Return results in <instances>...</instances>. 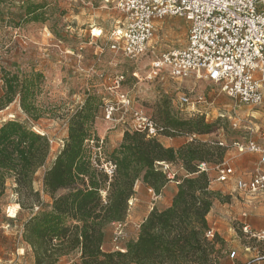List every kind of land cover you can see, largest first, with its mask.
Listing matches in <instances>:
<instances>
[{
	"label": "rangeland",
	"instance_id": "1",
	"mask_svg": "<svg viewBox=\"0 0 264 264\" xmlns=\"http://www.w3.org/2000/svg\"><path fill=\"white\" fill-rule=\"evenodd\" d=\"M262 2L264 5V0ZM117 3L118 0H3L0 4V94L4 71L20 76L39 71L45 77L39 101L48 109L46 116L34 120L16 100L0 110V125L8 120H19L45 133L51 143L48 160L35 175L34 189L40 192V204L35 203L34 208H22L17 202L18 195L9 184L0 209V264H34L31 246L21 236L22 225L32 213L50 208L52 198L44 191V172L64 146L69 131V117L82 106L89 93L114 104L118 103L120 93L128 94L131 99L127 110L121 107L114 114L113 125L116 128L108 124L112 121L105 118V108L95 122L96 132L100 123L106 127L111 125L107 135L101 139L105 145L102 158H107L114 149L113 141H117L122 129L131 130L134 110L141 109L147 116L165 125L170 117L190 118L193 113L200 115L197 110H201L208 116L206 122L213 126L210 133L197 135L199 139L208 143L223 141V160L227 158L233 167L239 154L252 153L250 168L244 169L241 178L247 179L252 173L264 169L259 153L249 150L240 152L235 145L237 141L246 143L248 139H253L264 146V100L261 105L242 104L238 99L221 92L210 81L196 77L175 78L166 70L155 75L152 69L154 59L182 47L187 41L188 23L180 16H167L155 23L154 38L147 55L131 60L122 51L112 50L110 32L122 16ZM28 5L36 7L38 21H33V15L27 14ZM119 75L125 77L119 90H109L110 83ZM183 94L190 97L193 105L181 104L180 96ZM210 96H220L221 102L210 107L206 104ZM188 138L187 142H190L191 138ZM219 162L215 157L208 162L211 188L220 194L215 200L220 199L222 204L230 206L234 205V200L244 203L245 200L236 192L224 195L217 188L225 183L217 180L216 166ZM181 167V163H175L170 170L177 172L182 179L188 175V171ZM232 178L235 181L237 179ZM248 195L253 201L254 215L262 222L264 191L250 192ZM134 197V204L127 216L131 223L125 225L123 222L121 227L119 224L109 225L106 241L112 250L107 248V244L103 250L125 249L126 241L132 239V226L138 224L150 207L158 202L156 192L142 180L136 186ZM244 212L248 218L250 212L243 211L242 215ZM238 218L232 216L228 219L233 235L226 241L220 237L216 242V247L221 249L218 264H236L242 257V254L230 257L234 249L239 253L235 242L245 249L248 245H256V241L244 237ZM120 230L123 234L117 239ZM78 257L79 253L75 252L63 256L60 261L71 264Z\"/></svg>",
	"mask_w": 264,
	"mask_h": 264
},
{
	"label": "trees",
	"instance_id": "2",
	"mask_svg": "<svg viewBox=\"0 0 264 264\" xmlns=\"http://www.w3.org/2000/svg\"><path fill=\"white\" fill-rule=\"evenodd\" d=\"M27 14L39 20L36 7L28 5ZM2 79L0 110L18 100L32 119L46 116L48 109L39 101L45 80L42 72L20 76L4 71ZM104 105L96 94L87 95L69 117L64 146L44 172V191L52 198L51 206L34 212L22 234L31 246L34 264H55L75 252L79 257L71 264H218L220 236L210 240L206 233L210 228L207 217L220 194L211 188L212 179L201 164L208 166L213 157L223 163L225 150L219 141L198 138L210 133L213 124L201 114L170 117L164 125L173 132L166 135L191 138L180 147L127 129L121 144L102 158L104 140L94 125ZM50 150L49 137L33 127L19 120L0 125V209L9 184L22 208L40 204L35 175L46 164ZM160 162L181 163L188 171L182 179L175 172L178 189L172 204L164 209L154 207L140 224L137 239L129 240L125 249L103 250L108 225L126 220L139 181L157 195L173 181ZM110 163L115 166L111 174L106 169Z\"/></svg>",
	"mask_w": 264,
	"mask_h": 264
},
{
	"label": "built area",
	"instance_id": "3",
	"mask_svg": "<svg viewBox=\"0 0 264 264\" xmlns=\"http://www.w3.org/2000/svg\"><path fill=\"white\" fill-rule=\"evenodd\" d=\"M263 0H118L122 16L110 32L111 49L122 51L131 60L145 56L154 38L155 23L167 16H180L188 23L185 45L157 56L152 64L155 75L163 70L172 77L184 79L196 77L210 81L221 92L239 100L242 104L261 105L264 100V5ZM102 33V30L100 31ZM100 35V34H99ZM100 37V36H98ZM124 75L116 76L109 90H119ZM184 105L192 103L186 94L180 96ZM128 94L120 93L117 104L105 101L104 115L113 119L121 107L129 108ZM193 105V103H192ZM133 131L146 132L148 137H171V130L164 124L147 116L143 110L133 111ZM237 126V124H235ZM264 138V129L262 131ZM102 142V141H101ZM224 145L223 141H219ZM240 152L246 150L260 153L264 163V146L256 140L235 142ZM162 168L174 181L171 164L160 162ZM115 166L106 164L111 174ZM208 170L206 163L201 164ZM217 180L228 181L233 167L225 162L218 164ZM237 188L243 192L264 191V172L256 171L250 179H240ZM135 197L129 201V208ZM38 209V207H37ZM121 227V223L119 224ZM243 234L256 241V254L246 262L237 264H261L264 262V231H257L247 223H240ZM123 232L120 230L117 239ZM215 230L209 228L206 236L212 240ZM234 249L230 257H237ZM55 264H68L59 261Z\"/></svg>",
	"mask_w": 264,
	"mask_h": 264
},
{
	"label": "crops",
	"instance_id": "4",
	"mask_svg": "<svg viewBox=\"0 0 264 264\" xmlns=\"http://www.w3.org/2000/svg\"><path fill=\"white\" fill-rule=\"evenodd\" d=\"M219 102H221V98L220 96L218 97H211L210 96V99L209 101L207 102L206 101V104L209 105L210 107H214V104H218ZM209 107V108H210ZM201 115H204L205 118H207V114L206 112H203L201 110H197ZM112 122H108V124H112L113 125V121H115L114 119L111 120ZM100 125L99 127V130H98V136L103 139L106 135H107V131L109 129V125L108 127H106V125H103V123H100L98 124V126ZM114 127L112 128H116L115 125H113ZM127 129H122L118 135V139L117 141H113V148H116L118 147L120 144H121V141H122V138H123V135H124V132L126 131ZM112 133V131H111ZM111 135H109V138H110ZM159 139L164 142V141H167L169 142V144H167L166 142H164L165 145L167 146H172V147H180L182 146L183 144H185L189 138L188 137H185V136H174V137H162ZM112 143V141H111ZM260 154V153H259ZM251 155H253L252 153H246V154H239V156H237L236 158V161L234 162V167L228 162V159L226 158L224 160V162L227 164V165H230L233 167V173L230 175V178L229 180L233 177H236V181L234 178H232L231 181H225V183L222 185V186H218L217 188L220 189L221 193L226 195V194H234V192H236L240 197H242V199L245 200L244 203H240L238 202L237 200H234V205H228V204H222V201L220 199H217L213 202V205H212V209L210 210V213L207 217V220H208V225L211 229L215 230L216 234L219 235L221 238H223L225 241L228 240V238H230L232 235H233V232H231V230L229 229V223H228V219H230V217H239L238 221L240 223L244 222V223H247L249 224L253 229L257 230V231H264V219L262 222H259V220L256 218V216L254 215V212H256L254 210V206H253V201L251 200V198L249 197V193L250 192H243V191H240L238 188H237V182L238 180L240 179H243V180H247V179H250L253 174L255 173H252L251 176L249 178H241L242 177V173H244V169L247 168L249 170V166H250V159H251ZM261 157V155H260ZM262 159V157H261ZM183 168V167H181ZM259 171H263L264 172V169L263 170H259ZM178 189V182L175 180V181H169L166 186L161 190L160 193H158V195L156 194L157 196V200L158 202L156 204H153L152 207H150L149 211L147 212V215L138 223V224H134L132 226V239H137L138 235H139V228H140V224L144 221V219L149 215L148 213L155 207L157 209H164L168 206H170L172 204V201H173V198L175 196V192L177 191ZM249 211L250 212V215L248 216L247 218V213L244 212L243 215H242V212L243 211ZM34 213H32L29 218L33 215ZM128 218V217H127ZM124 222L125 225H127L128 223L130 224L131 220L127 219ZM28 219H26L24 221V223L27 221ZM128 220V221H127ZM24 223L22 225V231H21V236L23 234V229H24ZM118 223H111L109 225H116ZM108 225V226H109ZM107 237V235H106ZM244 237L248 240L250 238H247L245 235ZM131 239V240H132ZM128 242V240L126 241ZM254 243V242H253ZM104 244H107V248L112 250V248H110V244L108 243V241L105 240V243ZM127 243H125V246H126ZM235 245L239 247V253H238V256L240 254H242V257L237 261V263H240V262H246L247 260H249L250 257L254 256L257 252L258 249H256V245H253V246H246V249L245 248H242L240 246V244H238L237 242H235ZM121 249V248H119ZM123 250V249H121ZM249 250V251H248ZM32 251V249H31ZM236 263V264H237ZM261 264H264L261 263Z\"/></svg>",
	"mask_w": 264,
	"mask_h": 264
}]
</instances>
